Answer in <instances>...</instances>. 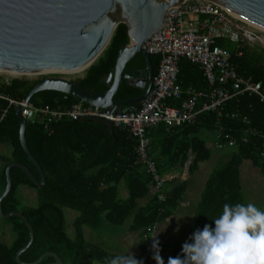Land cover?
<instances>
[{
    "label": "trees",
    "instance_id": "16d2710c",
    "mask_svg": "<svg viewBox=\"0 0 264 264\" xmlns=\"http://www.w3.org/2000/svg\"><path fill=\"white\" fill-rule=\"evenodd\" d=\"M129 42L128 26L120 23L108 47L88 67L85 75L76 81L91 91L107 90L109 85L105 83V77L115 66L121 46ZM218 44L231 51L232 60L240 74L261 82L264 88V47L234 45L223 38L218 39ZM240 51L242 54H239ZM159 62V56H155V73ZM130 65L144 67L145 61L139 55ZM37 81L39 79L22 76L14 77L9 82L0 78V93L23 100ZM179 81L185 90L208 87L203 71L187 59L180 62ZM141 92L137 86L123 82L117 97H135ZM31 101L38 107L68 109L80 100L64 92L43 90L37 92ZM171 104L179 102L171 100ZM3 108H8V113L0 121V142L9 143L12 147L11 156L6 161H20L40 178L38 169L21 144L16 107L10 105L7 99L0 98V111ZM233 113H237V116L232 117ZM219 128L238 137L239 143L232 147V156L228 162L208 177L191 230L174 249V258H183L182 246L185 242H192L190 237L197 229L202 230L206 224L215 227L213 219L220 215L225 203L248 202L243 192L241 166L250 160L264 174V101L257 95L238 94L226 102L224 115L220 118L215 112H204L194 124L168 128L165 123H161L149 130L150 152L157 160L161 172L168 173V168L178 161L184 162L192 151L194 159L190 164V172L194 173L199 164L208 160L212 154L201 131H217ZM244 136L249 140L243 141ZM26 140L30 151L46 173L47 182L44 187L38 188L25 171L13 166V185L2 201L5 213L21 210L34 227L35 240L21 254L23 262H33L44 252L55 251L62 258L63 264H107L106 258L110 259L117 254L90 240L86 227L112 231L114 227L127 226L131 231H141L146 242L149 228H157L171 217L184 199L188 182L176 177L167 186L165 200H159L155 194L146 204L140 203L152 192L154 182L144 166L137 163V139L123 128L111 127L92 119L74 120L65 116L50 123L48 128L42 121L28 122ZM2 182L5 188L6 169L2 173ZM21 185L36 190V204H27L20 197ZM123 189L127 192L125 196L122 194ZM66 208L78 212L70 227ZM7 220L13 224L16 238L11 244L0 242V264H23L16 256L29 242L30 231L19 216ZM54 260V257L47 256L41 264Z\"/></svg>",
    "mask_w": 264,
    "mask_h": 264
},
{
    "label": "water",
    "instance_id": "95a60500",
    "mask_svg": "<svg viewBox=\"0 0 264 264\" xmlns=\"http://www.w3.org/2000/svg\"><path fill=\"white\" fill-rule=\"evenodd\" d=\"M184 0H0V69L21 72L46 71L64 73L88 68L104 52L120 23L128 26L130 42L118 52L115 66L105 77L109 85L105 91H91L76 79L64 76H46L30 90L26 102L39 91L56 90L70 94L80 101L115 113H129L141 108L153 87L155 75L153 58L144 47L148 39L164 23L167 10ZM235 16L264 28V0H210ZM141 55L144 67L130 63ZM42 73V72H40ZM123 80L135 85L141 93L135 97L118 98ZM23 105L15 108L20 122V141L29 159L34 163L40 178L26 164L11 161L6 166L7 183L0 195V216L4 219L19 216L30 231V240L17 253L23 264H41L47 257H54L46 264H63L55 251L44 252L33 262H23L21 254L35 240V230L21 210L3 211L2 201L10 192L13 179L11 168L17 166L28 175L32 183L42 188L47 176L39 161L30 151L26 140L27 120ZM84 120V119H83ZM109 126L104 118H92Z\"/></svg>",
    "mask_w": 264,
    "mask_h": 264
},
{
    "label": "built area",
    "instance_id": "2783aa9c",
    "mask_svg": "<svg viewBox=\"0 0 264 264\" xmlns=\"http://www.w3.org/2000/svg\"><path fill=\"white\" fill-rule=\"evenodd\" d=\"M220 38L240 46L264 47V28L235 16L210 0H184L180 5L169 8L161 28L144 45L149 53L160 58L152 90L141 108L129 113L109 112L83 101L73 103L68 109H54L50 106L38 107L32 101L17 100L2 93L0 98L7 99L15 107L23 105L22 113L27 123L42 121L46 128L50 123L68 116L74 120L104 118L113 126L127 130L137 139V163L151 175L158 199L165 200L167 186L176 175L159 170L157 160L150 152L149 130L161 123L168 128L194 124L204 112H215L220 118L224 115L226 102L238 94L257 95L264 101L262 83L238 72L231 51L218 44ZM183 59L200 67L208 83L207 88H183L179 81ZM23 75L27 74L0 70V78L6 82ZM171 100L179 104H171ZM7 113L8 108L0 111V121ZM236 116L237 113L232 114V117ZM216 133L214 144L218 148H232L239 143L238 137L223 128ZM242 139L245 142L249 140L246 136ZM155 228H149V232ZM147 248H150L149 244Z\"/></svg>",
    "mask_w": 264,
    "mask_h": 264
},
{
    "label": "crops",
    "instance_id": "0c3cea01",
    "mask_svg": "<svg viewBox=\"0 0 264 264\" xmlns=\"http://www.w3.org/2000/svg\"><path fill=\"white\" fill-rule=\"evenodd\" d=\"M3 144L6 143L0 142V194L4 190L2 173L6 169L8 163L6 159L7 157L11 156L12 152V147L8 149L3 147ZM186 158L187 159H185L184 162L178 161L177 164L169 168L170 170L167 169L168 173H174L180 181H187L188 186L183 201L176 208L173 215L166 219L167 222L171 221V226L167 228V226L165 225L166 228L165 231L163 230L164 232L161 231V225L164 224L163 221L158 225L157 228L149 232V236L146 242L144 241V236L141 231H131L127 226L124 228L125 231L122 234L113 237L110 240L105 238H100V240L93 239V229L91 228L86 230L87 237L92 241L100 243L102 246L116 253L117 255L131 254L137 260H142L143 264H156V261L153 259V244L156 240H158L160 256H163L164 254L162 253V251H168V257L164 261V264H167L168 258L171 257V255L174 258V249L187 237L189 231L191 230L195 211L197 209L198 203L200 202L202 191L208 179L205 177L201 178L199 175L202 162L199 164V168L194 173L190 172V164L194 159V154L192 151L188 153V156ZM245 163L246 167H244V169L241 168V180L243 178L242 186L243 182H246L256 184L257 186L263 185L264 187V174L261 169L255 167L250 160L245 161ZM246 169L249 170L247 171ZM257 169L260 173L256 171ZM156 192V189H152V192L149 194V196H147L145 199H142L140 203L142 205L146 204L148 200H150V198H152L156 194ZM19 194L27 204H33L35 198L37 199L36 190L27 185H21L19 187ZM122 194L124 196L127 194L125 189H123ZM186 210H191V213L186 214ZM186 219L187 221L192 220V223L185 222ZM177 229L179 230L177 231ZM178 235H184V239L180 242H178V240L174 244V240L176 241ZM15 238L16 232L13 224L7 219H4L0 216V242L11 244L15 240ZM111 242L116 243V246L109 249L107 243L109 244ZM148 244L150 246L149 249L147 248Z\"/></svg>",
    "mask_w": 264,
    "mask_h": 264
},
{
    "label": "clouds",
    "instance_id": "9594fccd",
    "mask_svg": "<svg viewBox=\"0 0 264 264\" xmlns=\"http://www.w3.org/2000/svg\"><path fill=\"white\" fill-rule=\"evenodd\" d=\"M213 221L215 227L206 224L192 234V242L183 244V258L169 257L167 264H264V210L251 202L225 203ZM153 248L156 264H164L158 240ZM106 261L143 264L131 254L116 255Z\"/></svg>",
    "mask_w": 264,
    "mask_h": 264
},
{
    "label": "rangeland",
    "instance_id": "374dc122",
    "mask_svg": "<svg viewBox=\"0 0 264 264\" xmlns=\"http://www.w3.org/2000/svg\"><path fill=\"white\" fill-rule=\"evenodd\" d=\"M227 41L232 42L231 40L227 39ZM234 45H238L237 43L232 42ZM88 68H86L85 70L81 71V72H77V73H41V74H33V75H23L22 77H26L29 79H40L46 76H64L67 78H71V79H78L79 77L85 75L86 71ZM3 77H7V76H3ZM216 131L215 130H208V129H204L203 131H201V135L203 137L206 138L207 143L209 145V147L212 150V154L211 157L206 160L203 161L201 163V168H200V172L199 175L201 178H208L209 174L214 171L217 168H220L222 166H224L228 160L230 159V157L232 156V148H218L215 146L214 142L216 140ZM3 147L10 149V144L6 143L3 144ZM244 167H246V163L244 162V164L241 166L242 169H244ZM241 169V170H242ZM168 170H170L168 168ZM247 170V169H246ZM249 170V169H248ZM247 170V171H248ZM256 171L259 172V170L257 169ZM243 181V178H242ZM253 186V187H252ZM243 192L246 196V199L248 202L254 203L255 205H257L261 210L264 209V187L263 185L261 186H257L256 184L253 183H244L243 182ZM1 195V194H0ZM37 199L35 198V200L33 201V204H36ZM66 212V216H67V221H68V225L70 227V225L73 223V220L75 218V216L78 214L77 211L73 210V209H67L65 210ZM191 210H186V214H190ZM185 222H190L192 223V220L187 221V219L185 220ZM164 224L161 225V231L164 232L165 231V225L168 227L171 226V221L167 222L166 220L163 222ZM174 228V227H173ZM90 229L89 227H86V230ZM164 230V231H163ZM124 228L123 227H114L112 228V231H101V230H92L93 232V239H97L100 240V238H105V239H112L113 237H116L120 234H122L124 232ZM183 234V233H180ZM184 239V235H178V238L176 239V241L174 240V244L175 242H180ZM119 244V243H117ZM107 246H109L110 248H114L116 246V243H107ZM160 252V251H159ZM153 253L155 254V249L153 250ZM163 256L161 255V257L163 258V260L165 261L166 258L168 257V251H162ZM171 257H173L171 255ZM94 264H103L101 262H95Z\"/></svg>",
    "mask_w": 264,
    "mask_h": 264
},
{
    "label": "bare ground",
    "instance_id": "6f19581e",
    "mask_svg": "<svg viewBox=\"0 0 264 264\" xmlns=\"http://www.w3.org/2000/svg\"><path fill=\"white\" fill-rule=\"evenodd\" d=\"M87 68V67H86ZM86 68H83V69H77V70H71V71H61V72H64V73H77V72H81V71H83V70H85ZM1 71H6V72H8V73H13V74H21V72H17V71H10V70H2V69H0ZM40 72H42V73H48V72H46V71H35V72H25L24 74H31V75H33V74H41ZM23 74V73H22Z\"/></svg>",
    "mask_w": 264,
    "mask_h": 264
},
{
    "label": "flooded vegetation",
    "instance_id": "af4514ba",
    "mask_svg": "<svg viewBox=\"0 0 264 264\" xmlns=\"http://www.w3.org/2000/svg\"><path fill=\"white\" fill-rule=\"evenodd\" d=\"M123 82H126V81H125V80H123ZM123 82H122V83H123ZM134 86H135V85H134Z\"/></svg>",
    "mask_w": 264,
    "mask_h": 264
}]
</instances>
